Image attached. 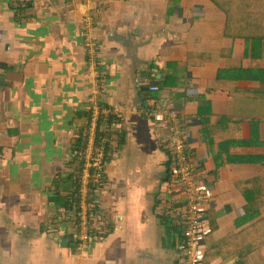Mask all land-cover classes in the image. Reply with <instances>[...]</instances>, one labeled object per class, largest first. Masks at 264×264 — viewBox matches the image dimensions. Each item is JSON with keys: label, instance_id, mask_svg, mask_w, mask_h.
Here are the masks:
<instances>
[{"label": "crops", "instance_id": "crops-1", "mask_svg": "<svg viewBox=\"0 0 264 264\" xmlns=\"http://www.w3.org/2000/svg\"><path fill=\"white\" fill-rule=\"evenodd\" d=\"M223 17L209 0H0V264H176L186 204L170 108L204 194L203 250L238 230L237 183L264 167L223 157L216 165L206 138L248 137L247 123L224 117L241 114L247 81L228 69L249 44L222 34ZM92 68L99 99L119 114L99 125L104 173L90 190L92 238L78 251L68 197L80 162L69 154L88 123ZM213 253L204 264L236 259ZM251 260L264 264L259 252Z\"/></svg>", "mask_w": 264, "mask_h": 264}, {"label": "trees", "instance_id": "trees-1", "mask_svg": "<svg viewBox=\"0 0 264 264\" xmlns=\"http://www.w3.org/2000/svg\"><path fill=\"white\" fill-rule=\"evenodd\" d=\"M209 1L223 12L220 25L222 34L230 38H243L249 44L240 66L228 69L232 72L231 80L247 81L236 96L243 100L241 114L224 117L233 127L239 128L247 123L248 137L241 136V133L233 134L230 138L226 134L221 137L219 133L208 135L209 139L205 136L208 143L218 149L214 156L216 165L219 164L218 158L223 157L226 162L264 167V139L260 137V125L264 123V0ZM236 100L231 99L233 104ZM213 117L218 116L207 115L206 121ZM237 185L245 199L244 214L237 223L238 230L213 244L208 242L203 255L205 262L209 263L216 255L214 249L225 252V258L236 257L230 264H253L251 255L255 252L264 257V171L256 172ZM73 187H77L75 180Z\"/></svg>", "mask_w": 264, "mask_h": 264}, {"label": "built area", "instance_id": "built-area-1", "mask_svg": "<svg viewBox=\"0 0 264 264\" xmlns=\"http://www.w3.org/2000/svg\"><path fill=\"white\" fill-rule=\"evenodd\" d=\"M86 62L92 64L93 57H88ZM88 86V123L81 132L82 145L72 148L70 158L79 160L80 167L75 177L77 182L76 191L68 197V207L76 209V225L78 228L76 248L83 251L91 240L93 233L94 209L91 202L90 190L98 186L100 178L104 173L107 140L104 132L99 130V125H107L109 120L119 114V108L104 105L98 96V82L96 68L90 70ZM155 90V86H151ZM174 124L171 131V151L182 185V198L186 204L185 221L186 226L182 236L176 244L180 253V259L176 264H204L200 239L202 235L203 221L205 219V208L201 206L198 199L204 195L199 190V175L189 164V150L187 148L186 136L176 116V110L170 108L166 112ZM181 201V200H179ZM164 215L169 211H163Z\"/></svg>", "mask_w": 264, "mask_h": 264}, {"label": "water", "instance_id": "water-1", "mask_svg": "<svg viewBox=\"0 0 264 264\" xmlns=\"http://www.w3.org/2000/svg\"><path fill=\"white\" fill-rule=\"evenodd\" d=\"M212 264H217L216 262H213ZM223 264H228V263H223Z\"/></svg>", "mask_w": 264, "mask_h": 264}]
</instances>
